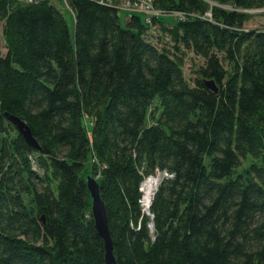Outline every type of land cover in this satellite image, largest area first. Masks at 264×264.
I'll return each instance as SVG.
<instances>
[{"label": "trees", "instance_id": "1", "mask_svg": "<svg viewBox=\"0 0 264 264\" xmlns=\"http://www.w3.org/2000/svg\"><path fill=\"white\" fill-rule=\"evenodd\" d=\"M110 1L68 0L72 28L52 0H0V264H105L89 175L119 264H264V0H154L184 16L126 26Z\"/></svg>", "mask_w": 264, "mask_h": 264}, {"label": "water", "instance_id": "2", "mask_svg": "<svg viewBox=\"0 0 264 264\" xmlns=\"http://www.w3.org/2000/svg\"><path fill=\"white\" fill-rule=\"evenodd\" d=\"M206 85L213 91H218V88L213 81H207ZM6 117L30 146L40 149V145L33 134L32 128L24 119L10 113H6ZM86 183L92 199L91 211L95 227L105 243V264H119L115 255L114 242L110 232L106 203L102 198L100 183L97 178L92 177L91 175L87 176ZM147 214L150 215V213Z\"/></svg>", "mask_w": 264, "mask_h": 264}, {"label": "rangeland", "instance_id": "3", "mask_svg": "<svg viewBox=\"0 0 264 264\" xmlns=\"http://www.w3.org/2000/svg\"><path fill=\"white\" fill-rule=\"evenodd\" d=\"M120 1V0H117ZM52 2L54 3V5L65 15L66 20L68 21V24L70 25V27H74L75 24V17L73 16L72 12L70 11L71 6L68 2V0H52ZM162 12V11H161ZM253 13H261L263 12V10H255V11H251ZM181 14L179 12H171V13H161V15L163 16L164 20L168 23H171L175 20H177L178 18H181ZM119 16H120V22L122 24V26H126L127 24V20L129 19V17L131 16L130 11L127 9H119ZM264 26V16L263 15H258L256 16L254 19H252L247 27L249 28H260ZM153 33L155 35H160L161 34V30L158 26H155L153 28ZM169 38H167L168 41ZM1 43H2V48H1V52L3 55H5L7 53V49L5 48V43L3 38L1 37ZM205 65V60L196 55L195 53H193L192 51L187 52V56L185 59V63H184V74L186 79L192 84H195V79L198 76L197 75V70L201 67ZM157 175H161V181L163 180L164 177H166L167 173H162L161 171H158ZM152 176V175H150ZM155 176V175H154ZM149 177V176H148ZM147 177V178H148ZM161 182L159 183L158 187L160 186ZM143 200V193H142V199ZM151 204L150 203V208H151ZM143 209H145V206H142ZM149 208V212H150V223H149V227L151 229L152 234L154 233V229H155V224H154V214H152L151 210ZM258 220V219H257ZM155 238V237H153Z\"/></svg>", "mask_w": 264, "mask_h": 264}, {"label": "built area", "instance_id": "4", "mask_svg": "<svg viewBox=\"0 0 264 264\" xmlns=\"http://www.w3.org/2000/svg\"><path fill=\"white\" fill-rule=\"evenodd\" d=\"M19 3L24 4H39L40 2L47 1V0H14ZM111 3L110 0H107ZM120 5H118L121 9H124L127 11V9L130 11V14H141L143 17H145L146 23H152V19L154 16L161 15V11L156 9L154 6V0H120ZM73 16L76 18L75 12L70 9ZM184 16V14H181V18ZM145 181V180H144ZM143 183L141 184V191H142ZM143 193V192H142ZM142 206L144 205L143 200H141ZM145 206V205H144ZM144 213H150L149 207H145L143 209ZM148 215V214H147Z\"/></svg>", "mask_w": 264, "mask_h": 264}, {"label": "bare ground", "instance_id": "5", "mask_svg": "<svg viewBox=\"0 0 264 264\" xmlns=\"http://www.w3.org/2000/svg\"><path fill=\"white\" fill-rule=\"evenodd\" d=\"M161 175H152L145 179L142 186L143 203L145 207H150L151 201H153L155 194L158 191V185L161 181ZM157 189V190H156ZM147 214V213H146Z\"/></svg>", "mask_w": 264, "mask_h": 264}]
</instances>
